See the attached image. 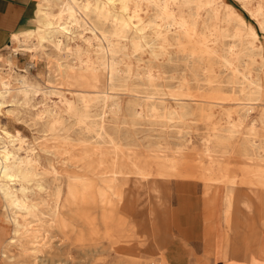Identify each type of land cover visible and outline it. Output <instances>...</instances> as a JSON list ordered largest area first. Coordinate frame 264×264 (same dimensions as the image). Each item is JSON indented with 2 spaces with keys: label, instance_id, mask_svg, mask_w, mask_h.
<instances>
[{
  "label": "rangeland",
  "instance_id": "374dc122",
  "mask_svg": "<svg viewBox=\"0 0 264 264\" xmlns=\"http://www.w3.org/2000/svg\"><path fill=\"white\" fill-rule=\"evenodd\" d=\"M90 1L92 3L90 6H92L95 0ZM131 1L128 4L129 9H126L121 7L119 2L113 4V2L101 0L111 10L109 21L118 24L121 17L130 24L136 21V33L139 36L144 35L146 39H148L147 36L150 39L156 36L155 31L147 27L148 22L157 15L155 6H152L154 4ZM224 1L234 7L239 15L255 28L260 43H263L264 31L256 19L244 8V3L241 0ZM134 2H137L135 7H138L136 10L139 11H135V13L139 16L133 15ZM85 4L86 0L85 2L78 0L72 16L68 12L58 15L60 1L52 0L50 10L58 16V22L54 29L59 32H51L52 37L45 34L47 40H44L42 45L36 43V40L33 41L36 44L35 66L30 68L29 76L43 86L48 84L47 81L50 78L51 85L63 90L64 95L71 99L68 110L70 112L63 107L59 95H51L52 97L50 96L48 101L51 106L54 104V100L58 104L52 115L44 112L41 93L34 96L22 95L19 98L23 101V105H10L0 109V128L10 131L19 130L28 139L29 145L40 153L42 163H46L45 149L54 145L57 151H53L48 157L63 172L85 173L86 178L89 179L92 172L107 171L112 166L113 160L117 159L116 168L118 170L121 168L124 170L125 167L135 170L133 164L138 163L139 166H145L151 172H157V175L154 177L155 180H144L134 174L129 176L130 188L123 192L120 191V193H124L123 199L112 193L109 173L94 175L91 189L79 190L77 199L70 206H60L65 223L60 225L58 223L57 226L52 221L53 201L51 202L50 198L44 203L34 200L36 209L34 207L33 216L24 214V210H18L19 214L24 215L27 227H30V230L36 235L34 248L23 247L24 242L14 243L7 252V258L1 255L0 248V264H169L167 260L164 262L161 256L165 246L172 238L169 221L171 206L169 205L171 201L170 187L174 180L194 178L201 184L224 188L228 182L222 175L232 172L236 174L237 179L234 185L252 188L255 184L254 188L262 187L260 171L264 169V160L259 159L262 153L256 148L253 140L259 143L261 141L259 139L264 134V119L260 118L261 113L264 112V95L262 97L263 106L259 105L257 109L250 111L246 110L244 105L235 102L237 100L232 95H224L227 98L224 101L210 95V88L204 81L207 72L213 71L215 74L216 71L218 81L214 85L220 83L225 91L233 90L234 94L239 89V77L219 61L215 60V63L207 61L206 55L202 63L196 60L189 61L187 54L190 46L195 47L197 53L200 54L201 45L191 42L192 44L189 43L185 49H182L176 44L174 34L168 35L169 43L166 49L161 47L162 40L157 36L156 40H148L150 44L142 37L139 46H135L132 42L135 28L130 29L125 37L119 32L121 35L116 37L113 54L107 52L104 42L99 41L98 35H95L91 30L92 22L85 11L91 18H95V13L91 10L92 7L88 8ZM172 7L176 9L174 3ZM225 11L224 7L217 11V15L219 14L218 17L221 19V22L217 23L222 26L218 31L213 32L214 37L220 40L219 47L226 49L229 40H235L238 45L237 52L241 57L240 64H243L244 59L247 60L246 69L252 77L256 74L261 76L264 88V62L258 58L261 52L255 46L248 48L246 40L242 37L232 39L229 34L232 33L239 20L234 14L226 17ZM192 12V5L183 4V15L187 19L190 20ZM206 14L207 12L202 10L197 17L202 21V17L205 18ZM73 16L77 19L76 21L72 20V23L70 20L73 19ZM109 21L104 23L105 27L110 25ZM213 23H215L214 17L209 21L210 27L213 26ZM66 24H71V30L64 29L63 26ZM35 26L36 19L33 27ZM199 29L202 30V27ZM53 37V40L59 37L63 40L62 48H53V43L50 40ZM89 43L91 44L89 45ZM152 44L154 45L153 49ZM219 51L222 52V49L219 48ZM7 52L11 53L6 49L3 54ZM13 58L17 67L26 68L29 61L27 54L18 53L13 55ZM87 58L91 59V65L90 62H87ZM250 58L251 60H249ZM0 66L5 67L1 62ZM228 70L231 72L229 73ZM110 80L113 82L114 92L110 96L111 117L107 119V122L108 126L112 130L118 131L120 135L121 151L114 153L111 150L112 146L104 145L103 150L106 153L103 157L104 163L97 166V155L90 154V149L93 148L87 146V143L84 144L85 141L92 140L90 137L93 132L84 129L77 118L86 110L90 114H94L93 112L98 107L97 100L93 97L94 92L105 90ZM150 88L155 89L156 93L150 95ZM73 90L87 93V109L83 107L85 102L82 99L81 101L73 93ZM153 104L156 107L153 108ZM36 113L43 115L41 118H36ZM51 120L55 121L54 127L49 125ZM254 123L257 126L255 138L253 133L250 134L252 132L250 127ZM213 127L226 135V142L232 150L230 156L224 157L223 160H219L216 154L212 156L213 158H208L206 154V143L203 136L208 133L209 128ZM243 145L249 148L254 159H249L250 161L242 159L234 152L235 149L241 148ZM67 147L70 155L60 152L62 148ZM258 151L259 153H257ZM155 152H160V154ZM82 157L83 160H80ZM171 157L178 160L179 165L186 166L178 171L171 170L168 166ZM217 160L219 161L217 162ZM164 161L166 162L164 163ZM209 163L214 164L215 167L218 164H224V167L229 166L224 172L216 170L213 172L221 180L212 182L201 177L205 166ZM250 166L252 167L250 168ZM134 178L137 179L134 180ZM61 182L64 188L62 203L66 196V181L62 180ZM4 213H8L7 209H4ZM4 222L6 228L9 225L11 228L10 220H8L9 225L6 220ZM54 226L56 227L54 228ZM27 235L30 237V233ZM37 242L38 244H36Z\"/></svg>",
  "mask_w": 264,
  "mask_h": 264
},
{
  "label": "bare ground",
  "instance_id": "6f19581e",
  "mask_svg": "<svg viewBox=\"0 0 264 264\" xmlns=\"http://www.w3.org/2000/svg\"><path fill=\"white\" fill-rule=\"evenodd\" d=\"M59 1H60V6H59L58 15L59 14L61 15L62 12H68L72 16L73 12L75 10V7H77L78 0H59ZM107 1L113 2V4H114V2H119L121 7L129 9L128 4L131 0H107ZM134 1H140V2L143 1V3L144 2H151L154 4L152 6L153 7L155 6L156 11H157V15L148 22L147 27H149L153 31H155V35L157 36V38H161V40H162L161 47L162 48L166 49V47L168 46V43H169L168 35L174 34L175 39H176V44L181 46L182 49L183 48L185 49L187 47V45L191 42L192 43L195 42V43L201 45L202 50H201L200 54L197 53L195 47L190 46L189 52L187 51L189 61L196 60L197 62L202 63L203 58L206 55L207 59H208L207 61H209L211 63L212 62L215 63V60H217L221 64H223L224 66L228 67L232 71L233 74H235L239 77V83H240L239 89L234 94L233 90L225 91L220 83L217 85H214L215 82L218 81L217 77H216V71H215V74L213 71L207 72L204 76V81L208 85V87L210 88V92H209L210 95H212L213 97L216 96L219 98V100H222V101L227 99L224 97V95H232V96H234V99L237 100L235 102H238V104L244 105L245 109L246 110L248 109L249 111L257 109L259 105L263 106V98L262 97L264 95V88L262 85L261 76L257 75V74L253 77L251 76V74L248 72V70L245 67L247 60L244 59L243 64H240L239 60L241 57H239V53L237 52L238 51L237 50L238 45L235 42V40H232V41L229 40V42L226 45V49H225V48H222L221 46L219 47L220 40L216 39L214 37L215 35L213 34V32L218 31L220 29V27L222 26V25L220 26L217 23L218 21L221 22V19L218 17L220 15L219 14L217 15V11L221 7H224L226 9V11H225L226 17H228L230 14H234L237 16V18L239 20L238 23H236V25L234 26L232 33H230L229 35L232 37V39L234 37L244 38L246 40V45L248 46V48H252L255 46L261 52L259 57H258L259 60L264 62V42L260 43L259 36H258V33L256 32L255 28L251 24H248L240 16L238 11L234 7H232L229 3H227L224 0H134ZM241 1L244 3V5H243L244 8H246V10L249 12V14L253 18L256 19L257 23L260 25V27L264 31V0H241ZM51 2H52V0H39L37 10H36V14H35L36 15V18H35L36 19V26L32 27L28 30L23 31L18 35H15V36L13 35L14 36L13 37V44L8 49L11 51V53L7 52L3 56L0 55V62L2 64H4V66H5V67L0 66V109L4 108L6 106H10V105H14V106L17 104L23 105V101L20 100L21 98H19V96H22V95L34 96L38 93L42 94L41 101H42L44 112L51 113V115H52L53 112L56 111V106L58 104H56L55 100H54V104L52 106L48 104L50 96L53 94L59 95L61 97L60 101L64 105L63 107H65L66 111H68L70 108L71 99L69 97H67L66 95H64L63 90H61L60 88H58L54 85H51L52 80L50 78L47 81L48 84L43 86L38 81L37 82L34 81L29 76L30 68L35 66L34 58L36 56V44L33 43V41L36 40V43L41 44L44 40L45 41L47 40L46 35H48L49 37H52L51 32H59V31H57V29H54L55 25L58 22L57 21L58 16H56V13H54L53 11L50 10ZM84 2H85V0H84ZM131 2H133V1H131ZM143 3H141V4H143ZM173 3L175 4L176 9L174 7H172ZM91 4L92 3L90 0H86V4H85L86 7H88V8L92 7L91 10L95 13V18H91L89 16L88 12L85 11L88 8H86L85 10L83 9V10L85 11V14L88 16V18H90V20L92 22L91 30L94 31L95 35H98L99 41L104 42V44L106 46L105 49H107V52L113 54V51L115 50L114 43L116 42V37L121 35V34H122V36L125 37L126 33H128L127 31L130 29L133 30L135 28L134 33L132 35V42L135 46H139V43H141L140 40L142 37L145 38L144 40H147V43H148V40L150 41L151 39L156 38V36H154V37H151V39H150V37L147 36L148 39H146V36H144V35L139 36V34L136 33V30H137V24L135 23L136 21L134 23L130 24L127 20H125L122 17L120 18L118 24L115 22L113 23L112 21H109V18L111 16V10L109 8H107L106 7L107 4L104 5L103 2H101V0H95L93 5L90 6ZM136 4H137V2L133 3V9H132L133 15H135V16L138 15L137 13H135V11H137L136 9L138 8V7H135ZM183 4L188 5V6H190V5L193 6V12H192V16L190 15L191 16L190 20L187 19V17L185 15H183ZM202 10L207 12V14L205 15V18L202 17V21H200L199 18L197 17V15ZM212 17L215 18V23H213V26L210 27L209 21L211 20ZM72 18L73 19H71L70 22H72V20L76 21V19H77L75 16H73ZM67 19H69V18H67ZM106 21L107 22L109 21L110 25L105 27L104 23ZM78 23H79V21L77 22V24ZM234 23H235V21H234ZM70 25L71 24H66V25H64V26L62 25V26L67 31L70 29ZM200 27H202V30L199 29ZM81 28H82V26H81ZM172 29H174V30H172ZM119 32H121V34ZM95 37H97V36H95ZM53 39H54V37L52 39H50L53 43V46H54L53 48H57V49L62 48V41L63 40H61L60 37L56 38L55 40H53ZM50 40H48V41H50ZM90 44L91 43H89V45ZM148 44H150V43H148ZM151 47L153 49L154 45L152 44ZM101 48H102V45H101L100 49ZM219 48L222 49V52L219 51ZM103 49H104V46H103ZM18 53H25L28 55L29 61L27 63L26 68L25 67L20 68V67H17V65H15L13 55H16ZM104 54H105V52H104ZM246 58H248V57L246 56ZM249 60H251V58ZM87 62H90V65H91V59H88ZM104 64H105V62H104ZM231 71H229V73ZM148 72H150V71H148ZM151 72H152V70H151ZM219 74H220V72H219ZM179 82H181V81H179ZM224 82H225V80H224ZM113 92H114V85H113L112 80H110V81H108L107 88L105 90L94 92L95 94L93 97L96 98L97 104H98L96 111L93 112L94 114H90L86 110L85 113H83L82 115H80L77 118V120L82 124L84 129L93 132V135L90 137V138H92V140L89 142L85 141L84 144L87 143L86 144L87 146H91V148H93V149H90V154L93 153V154L97 155V163H96V164H98L97 166H100L104 163L103 157L106 155V153L103 150L104 145L109 144L110 146H112L111 150L114 153L121 151V144H120V140H119L120 135H119L118 131L112 130L108 126V122H107V119H109L111 117L109 105H110V98H111L110 96ZM73 93L77 97H79L80 100L82 99L85 102V106H83V107L85 109H87V106H86V104L88 102V98L86 96L87 93H85L84 91H81V90H73ZM154 93H156V90L153 88L152 89L150 88L149 94L153 95ZM56 99H58V98H56ZM215 103H217V102H215ZM152 106H153V108L156 107L155 104H153ZM68 112H70V111H68ZM90 112H92V111H90ZM42 115L36 113L35 117L41 118ZM47 116H48V114H47ZM57 116H59V115H57ZM231 118L233 119L232 116H231ZM260 118H261V120L264 119V112L261 113ZM227 119H229V118H227ZM234 122H235V120H234ZM239 124H240V122H239ZM49 125L51 127H54L55 121L51 120L49 122ZM121 127H123V126H121ZM256 127L257 126L255 123L252 124V126L250 127L252 132L251 133L249 132L250 134L253 133L254 138L256 136V130H257ZM179 131H181V129H179ZM238 131H239V129H238ZM153 132H155V131H153ZM179 137H180V135H179ZM203 138H204V141L206 143V154H207L208 158H213L212 156H214L216 154L219 157L218 158L219 160H223L224 157H229L230 153H232V150L230 149V147H228V144L226 142V135L223 132H220L219 130H217L216 127L209 128L208 133L205 136H203ZM27 140L28 139L19 130L10 131L6 128H0V197L3 201L4 209L5 210L7 209V212H8V213H6V218L8 220H10L11 224H12L8 236L2 241V243L0 245L1 255L5 258H7L6 256H7V252L9 251L10 246H12L14 243L18 244V242H24L23 247H25L27 249L28 248H34V246H35L34 242L36 239V238L34 239V237H36V235L33 234L32 230H30L31 229L30 227H27V223L25 222L24 215L18 213V210L21 209V210H24V214L26 213V215L29 214V215L33 216L34 215V207L36 206L34 200H38L40 203H44L47 201L48 198H50L51 202L53 201L52 206H54V208L52 209L53 210L52 221H53V224L57 226L58 223H59V225L65 223V220H63V218H62L60 206H70L73 203V201L77 199L79 190L91 189L93 186L92 182L94 179L93 178L94 175H99L98 173H101V174L102 173L103 174L109 173V180L111 182L110 183V189L112 190L113 194L120 196L121 199L124 198L123 197L124 193H120V191L122 190L121 192H123L125 190H128V188H130V186H129V178L130 177L129 176H133V174H134V176H137V177L144 179V180H146V179L155 180L154 177L157 175V172L156 173L151 172L147 167L139 166L138 163L133 164L135 170H131L130 168H126V167L124 170H121L122 168L120 170H118L116 168V166H117L116 160L117 159H114L112 166L108 170L106 169L107 171H102V170L97 171V172L94 171V172H92V176L89 179H87L86 178L87 175L85 173L81 174V173H77V172H72V173L67 172V171L63 172L59 168H57V166L52 162L50 157H48L49 154L53 153V151L54 152L57 151V149L55 148L54 145H50L48 149H45V151H46V163H42L41 162L42 157H41L40 153L34 147H31ZM259 140H261L259 143H257L256 140H253V143L255 144L256 148L259 151H261L262 154L260 155L259 159H262L261 161H263L264 160V134L262 135V137ZM78 143H80V142H78ZM86 145H84V146H86ZM137 147H139V146H137ZM259 151L257 153H259ZM60 152L64 153V154L69 153V155H70V151L68 150V147L62 148L60 150ZM234 152L239 157H241L242 159H248V160L254 159V156L251 155V153L249 152V148L247 146L243 145L241 148L235 149ZM134 153H135V151H134ZM155 153L160 154V152H155ZM185 153H186V151H185ZM195 153H197V152H195ZM175 157H177V155ZM80 160H83V157ZM219 160H217V162ZM169 161L170 162H169L168 166L170 167L171 170H174V171L181 170L182 168H184L186 166V165H182V164L179 165L177 162L178 160L176 161V159L174 157H171L169 159ZM64 162L66 163V161H64ZM68 162H69V160H68ZM165 162L166 161H164V163ZM228 167H229L228 165H226L224 167V164H218V166L215 167L214 164L209 163L205 166V170L202 173L201 177L207 181H212V182L216 181L217 182L220 178H218L215 175V173H213V172L215 170L218 172H224ZM251 167L252 166H250V168ZM225 175H222V177H224V178L226 177V182H228V185L230 187H232L237 180L236 174L231 172V173H226ZM260 176H261V180H262V182L260 183L262 186L261 189H264V169H262V171H260ZM123 177H126V178H123ZM224 178H223V180H224ZM136 179L137 178H134V180H136ZM256 179H257V177H256ZM62 180L66 181V187H65L66 196L64 198V201L61 203V199L63 196L62 194H63V190H64V188L62 186V182H61ZM257 181H259V180H257ZM249 183H250V180H249ZM251 184L253 185L254 183H251ZM255 186L256 185L254 184L252 188H254ZM118 191H119V193H118ZM126 193L128 194V192H126ZM35 209H36V207H35ZM34 219H35V217H34ZM56 226H54V228ZM26 232L30 233V237L27 235ZM49 232H48V234H49ZM24 233H26V234H24ZM36 244H38V242ZM40 251H41V248H40ZM41 253H42V251H41Z\"/></svg>",
  "mask_w": 264,
  "mask_h": 264
},
{
  "label": "crops",
  "instance_id": "0c3cea01",
  "mask_svg": "<svg viewBox=\"0 0 264 264\" xmlns=\"http://www.w3.org/2000/svg\"><path fill=\"white\" fill-rule=\"evenodd\" d=\"M38 2L0 0L1 56L15 35L35 25ZM170 191L172 238L161 256L164 262L264 264V189L237 185L216 188L194 178H178ZM2 210L0 197V245L10 231Z\"/></svg>",
  "mask_w": 264,
  "mask_h": 264
}]
</instances>
